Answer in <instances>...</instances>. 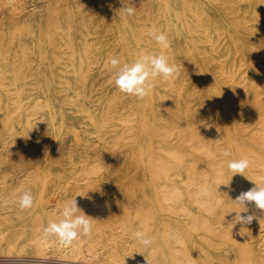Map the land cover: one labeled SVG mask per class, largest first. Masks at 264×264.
Masks as SVG:
<instances>
[{
	"label": "rangeland",
	"instance_id": "1",
	"mask_svg": "<svg viewBox=\"0 0 264 264\" xmlns=\"http://www.w3.org/2000/svg\"><path fill=\"white\" fill-rule=\"evenodd\" d=\"M160 51L175 79L158 78L144 100L116 88L111 58ZM263 103L264 0H0V200L36 198L27 211L0 206V264H207L208 196L196 194L221 174L233 196L239 176L225 159L212 170L209 153L251 156L246 183H264ZM70 198L87 208L91 236L43 239ZM137 230L150 248L130 238Z\"/></svg>",
	"mask_w": 264,
	"mask_h": 264
},
{
	"label": "clouds",
	"instance_id": "2",
	"mask_svg": "<svg viewBox=\"0 0 264 264\" xmlns=\"http://www.w3.org/2000/svg\"><path fill=\"white\" fill-rule=\"evenodd\" d=\"M122 11L127 16L135 14V9L130 6L123 7ZM149 35L161 49L166 50L170 47V41L164 32H158L153 29L150 30ZM108 63L115 70L112 79L116 88L122 94L135 97L138 100H144L149 96L158 78L167 82L170 79H175L178 74L177 66L169 62L164 51L143 53L132 62L123 64L118 58L113 57ZM220 155L225 158L226 167L232 177L240 174L247 178L246 171L250 167L249 159H234L232 158V151L227 148H221ZM219 186L214 190L218 191ZM197 195L199 197H207L211 195V191L208 187H204ZM35 199L31 191H23L15 195L11 201L0 200V206L11 204L18 207L20 211H27L34 206ZM232 201L245 209L241 212H235L236 214L231 221L233 227L237 224H251L254 219H257L255 214L242 215L241 213L248 211L246 205L249 203L254 204L256 209L264 210V183L255 182L254 187L248 191L241 192ZM58 216V220H50L42 228L43 239L55 238L60 245L67 246L80 239L81 236H91L93 232L92 219L78 207L75 198H70L63 202ZM130 238L145 248H150L154 243L153 239L141 230L133 231Z\"/></svg>",
	"mask_w": 264,
	"mask_h": 264
},
{
	"label": "bare ground",
	"instance_id": "3",
	"mask_svg": "<svg viewBox=\"0 0 264 264\" xmlns=\"http://www.w3.org/2000/svg\"><path fill=\"white\" fill-rule=\"evenodd\" d=\"M227 2V1H226ZM228 3V2H227ZM43 4V3H42ZM110 5V4H109ZM134 5V4H133ZM40 6V5H38ZM43 7V6H42ZM36 8H38L36 6ZM135 9V8H134ZM168 20V19H167ZM3 37V35H2ZM16 49V48H15ZM35 52V51H34ZM45 53V52H44ZM44 55V54H43ZM42 56V55H41ZM224 72V71H223ZM242 78V77H240ZM168 86V85H166ZM180 94V93H179ZM178 99V97H177ZM240 99V98H239ZM177 101V100H176ZM240 101V100H238ZM245 101V100H244ZM185 102V101H184ZM187 103V102H186ZM218 103V102H217ZM248 104V103H247ZM264 104V103H263ZM258 105V104H257ZM262 107V106H261ZM253 109V108H251ZM184 110V109H183ZM180 111V110H179ZM246 112V111H245ZM1 115V113H0ZM192 115V114H191ZM260 115V114H259ZM258 115V116H259ZM35 116V115H34ZM228 116V115H227ZM226 116V117H227ZM230 116V115H229ZM162 117V116H161ZM253 117V116H251ZM261 117V116H260ZM258 118V117H257ZM7 119V118H6ZM5 119V120H6ZM194 119V118H192ZM254 119V117H253ZM252 119V120H253ZM259 119V118H258ZM37 120V119H36ZM163 120V119H162ZM198 120V119H197ZM257 119H255L256 121ZM7 121V120H6ZM128 122V121H127ZM195 122V121H194ZM230 122V121H228ZM260 123V121H259ZM258 123V124H259ZM193 124V123H192ZM229 124V123H228ZM229 126V125H228ZM228 126H227V129H228ZM249 126V125H248ZM247 126V127H248ZM148 127V126H147ZM146 127V128H147ZM157 127V126H156ZM164 127V126H163ZM175 127V126H174ZM264 127V126H263ZM159 128V127H157ZM161 128V127H160ZM177 128V127H176ZM231 128V127H230ZM142 129V128H141ZM162 129V128H161ZM164 129V128H163ZM167 129V128H166ZM9 130V129H8ZM229 130V129H228ZM10 131V130H9ZM230 131V130H229ZM233 131V130H232ZM215 132V131H214ZM185 133V132H184ZM199 133V132H198ZM197 135L199 136L200 134ZM167 134V133H166ZM214 135V134H212ZM257 135V134H256ZM263 135V134H262ZM159 136V135H157ZM232 136V135H231ZM189 137V136H188ZM191 138V137H189ZM189 138L187 140H189ZM213 138V137H211ZM182 139V138H181ZM180 139V140H181ZM196 141L200 142V139L198 140V138L196 137ZM237 139V138H236ZM211 140V139H210ZM217 140V139H216ZM97 141H100V140H97ZM193 141V140H192ZM204 142V141H203ZM209 142V141H208ZM241 142V141H240ZM12 143V142H11ZM100 143V142H99ZM184 143V142H183ZM195 143V142H194ZM202 143V142H201ZM201 143H197L198 145H201ZM96 144V143H95ZM236 144V142H235ZM98 145V143H97ZM197 145V146H198ZM237 145V144H236ZM130 146V145H129ZM129 146H126V147H129ZM192 146V145H191ZM231 146V145H230ZM238 146V145H237ZM236 146V147H237ZM240 146V145H239ZM202 147H205V145L203 144ZM194 148V147H193ZM201 147H199L200 149ZM206 148V151H208V148ZM238 148V147H237ZM236 148V149H237ZM13 149V148H12ZM239 149V148H238ZM241 149V148H240ZM239 149V150H240ZM14 151V150H13ZM169 151V150H168ZM231 151H232V148H231ZM243 151V150H242ZM252 150H247V152H250ZM173 152V151H172ZM175 152V151H174ZM241 152V150H240ZM238 152V153H240ZM185 153V152H183ZM182 153V154H183ZM245 153V152H244ZM244 153H240L241 155H243ZM252 153V152H251ZM254 153L256 154L257 152L254 151ZM253 153V154H254ZM168 154V152H167ZM176 154V153H175ZM257 155L259 156V154L257 153ZM93 156V155H92ZM178 156V155H177ZM180 156V154H179ZM184 156V155H183ZM221 158H217L216 155L213 154V151L211 150L210 153H209V164L212 168V170H216L218 171L219 168H220V164L222 165V162L223 158L221 155L219 156ZM251 157V156H249ZM249 157L247 156H244L243 158H248ZM253 157V156H252ZM255 157L257 158V156L255 155ZM260 157V156H259ZM177 159H180V158H177ZM252 159V158H250ZM262 159V158H260ZM137 160V158H136ZM152 160V159H150ZM157 160V159H156ZM162 160V159H161ZM161 160H159L161 162ZM253 160L254 157H253ZM259 160V159H257ZM132 161V160H131ZM130 161V162H131ZM193 159L191 158L189 160V162H192ZM261 161V160H259ZM142 162V161H141ZM159 162V163H160ZM2 163V162H1ZM86 163V162H84ZM134 163V162H132ZM208 163V162H207ZM251 163V162H250ZM256 163V162H255ZM264 163V162H263ZM254 164V163H253ZM100 164H98L99 166ZM252 164H250L251 166ZM97 166V167H98ZM161 166V163L160 165ZM260 166L257 165V167ZM263 166V165H262ZM81 167V165H80ZM79 167V168H80ZM150 167H152V171L154 172V168L153 166L150 165ZM165 167V166H164ZM157 168L159 169V167L157 166ZM210 168V167H209ZM252 168V167H250ZM189 169H193V164L191 163L189 165ZM251 170V169H250ZM149 171V169H148ZM90 172V171H89ZM95 173V170L91 171V173ZM114 172V171H113ZM206 172V170H205ZM92 173V174H93ZM188 173V172H187ZM208 173V172H206ZM212 173V171H211ZM251 173V172H250ZM153 174V173H152ZM155 174V172H154ZM180 175V177H182V173L181 171L178 173ZM259 174V173H257ZM257 174H255V172H252L251 175H256V179L259 178L260 180V176L257 177ZM204 177V175H201ZM206 176V175H205ZM214 176V174H213ZM151 177V176H150ZM238 177V187L235 189V194L232 196L230 193L234 192V189L229 186L228 190H226V188L221 184L222 182H226V180H224V177L221 176V174H218L216 176L213 177V180L211 181L210 185V191H211V195L208 196V198L206 199V208H205V211L207 210V212L209 213L208 216H203L201 218H203L202 221H200L201 223V226L202 228H204V230L206 232H209V238H205V236H202L204 238H201V239H204V241H207L209 239V242H208V258H207V264H264V214H262V211L259 210V209H256L254 207V204H247L246 207L248 208V211L247 212H242L241 214L242 215H248V214H255V216L257 217V219H254L253 222L251 224H248V225H240V224H237L233 227V225L231 224V221L232 219L234 218L235 216V212H241V211H244L245 209H243L241 206H239L238 204H235L232 200H235V198L243 191H248L250 188H252L249 184H247L246 182L249 180L247 179L246 177H244L243 175L239 176L237 175ZM153 178V177H152ZM212 178V177H211ZM154 179V178H153ZM156 179V178H155ZM188 180H193V178L190 176L187 178ZM254 179V180H256ZM9 180V179H8ZM160 180V179H159ZM262 180H264L262 178ZM71 181V180H70ZM80 181V180H79ZM154 181V180H153ZM261 181V180H260ZM77 182V181H76ZM2 183V182H1ZM191 184V182H189ZM252 183V182H250ZM19 185V184H18ZM66 185V184H65ZM78 185V184H76ZM220 185V186H219ZM218 191H215L214 189L216 187H218ZM17 187V186H16ZM75 187V185L73 186ZM92 186L90 185L89 188H91ZM99 187V186H98ZM101 187V186H100ZM93 188V187H92ZM166 188V187H165ZM95 189V188H94ZM113 190V189H112ZM111 190V191H112ZM201 190V189H200ZM14 192V190H12ZM11 191V192H12ZM77 191V190H76ZM75 191V192H76ZM80 191V190H79ZM77 191V193L79 192ZM94 191V190H93ZM128 191V190H127ZM10 192V193H11ZM16 192V190H15ZM89 192H92V191H89ZM96 191H94L93 194H95ZM199 192V191H198ZM224 192H228L227 195H230L231 198L229 201L225 200L224 198ZM84 193H88V192H84ZM110 193V192H109ZM170 193V191H169ZM172 193V192H171ZM100 194V192L98 193V195ZM177 194V193H176ZM89 195V194H88ZM101 195V194H100ZM99 195V196H100ZM197 195V194H196ZM53 196V195H52ZM87 196V195H85ZM179 196V195H178ZM55 197V196H54ZM76 197V195H75ZM96 197H97V194H96ZM85 198V197H84ZM88 199V197H86ZM94 198V197H93ZM106 198V197H105ZM112 198V197H111ZM109 198V199H111ZM177 198V197H176ZM7 199V198H6ZM52 199V198H50ZM92 199V198H91ZM91 199H89V201H91ZM100 199V198H99ZM104 199V197H103ZM171 199V198H170ZM5 200V199H4ZM12 200V199H11ZM85 201V199H83ZM98 200V199H97ZM97 204L99 203V201H97ZM10 201V199H9ZM52 201V200H50ZM77 201V200H76ZM101 201V200H100ZM82 201H80L81 203ZM95 202V203H96ZM230 202V203H229ZM85 202H82V204H84ZM196 203V202H195ZM201 203V202H200ZM94 204V202H93ZM100 204H101V208H103L105 206V203H99L98 206L100 207ZM107 204V203H106ZM124 204V202H123ZM80 205V207H81ZM86 205V204H85ZM93 206V205H92ZM95 206V205H94ZM97 206V205H96ZM124 207V206H123ZM178 207L180 208V210H183V211H188V207L185 206V204L183 203H179L178 204ZM187 207V208H186ZM83 208H85V206H83ZM81 207V210L83 209ZM90 208V207H89ZM87 209V208H85ZM147 209V208H145ZM229 209H232V211H230ZM169 210V209H168ZM126 212V211H125ZM264 212V210H263ZM93 213V212H92ZM161 214V213H160ZM200 215V214H199ZM197 216V215H195ZM147 218L149 217H146V220ZM196 220V219H194ZM184 231V230H183ZM189 232V230H188ZM187 234V233H186ZM180 237V236H179ZM181 238V237H180ZM179 238V239H180ZM207 239V240H206ZM195 246V245H194ZM198 246V245H197ZM196 247V246H195ZM78 248V246H77ZM80 250V248L78 249ZM187 248H181L180 251L183 252V254H187ZM83 251V250H82ZM80 252V251H79ZM200 252V251H199ZM81 253V252H80ZM182 254V253H181ZM188 255V254H187ZM189 263V262H188Z\"/></svg>",
	"mask_w": 264,
	"mask_h": 264
}]
</instances>
